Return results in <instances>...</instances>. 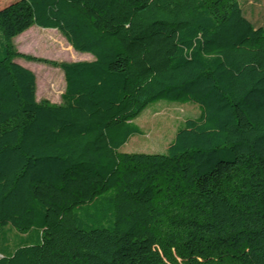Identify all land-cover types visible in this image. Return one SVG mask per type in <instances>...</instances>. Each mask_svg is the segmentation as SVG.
<instances>
[{"label": "trees", "instance_id": "16d2710c", "mask_svg": "<svg viewBox=\"0 0 264 264\" xmlns=\"http://www.w3.org/2000/svg\"><path fill=\"white\" fill-rule=\"evenodd\" d=\"M33 25L93 56L50 62L60 103L15 61ZM0 38V228L37 234L0 264H264V26L239 0H13ZM159 99L200 111L120 151Z\"/></svg>", "mask_w": 264, "mask_h": 264}, {"label": "rangeland", "instance_id": "374dc122", "mask_svg": "<svg viewBox=\"0 0 264 264\" xmlns=\"http://www.w3.org/2000/svg\"><path fill=\"white\" fill-rule=\"evenodd\" d=\"M11 1L13 0H0V8ZM239 3L243 14L254 25L264 26V0H239ZM12 43L19 53L30 57V59L17 57L15 61L34 72L36 100L47 99L52 103H60V94L64 90L65 80L61 69L50 65V62L91 60L93 58L90 53L72 50L57 30L40 28L36 25L14 37ZM199 111V105L192 100L159 99L150 102L133 119L143 133L130 136L119 150L165 153L174 139L177 128L182 126L186 118L196 117ZM2 229L0 228V251L12 250L26 239L35 242L36 232L34 230L20 234L15 230L2 231Z\"/></svg>", "mask_w": 264, "mask_h": 264}, {"label": "crops", "instance_id": "0c3cea01", "mask_svg": "<svg viewBox=\"0 0 264 264\" xmlns=\"http://www.w3.org/2000/svg\"><path fill=\"white\" fill-rule=\"evenodd\" d=\"M35 238H37V234H35Z\"/></svg>", "mask_w": 264, "mask_h": 264}]
</instances>
